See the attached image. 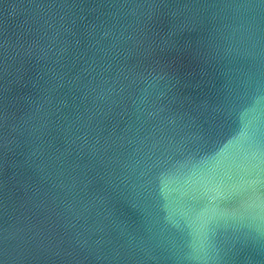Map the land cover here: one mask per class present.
<instances>
[{
	"label": "water",
	"instance_id": "obj_1",
	"mask_svg": "<svg viewBox=\"0 0 264 264\" xmlns=\"http://www.w3.org/2000/svg\"><path fill=\"white\" fill-rule=\"evenodd\" d=\"M0 264H264V0H0Z\"/></svg>",
	"mask_w": 264,
	"mask_h": 264
}]
</instances>
